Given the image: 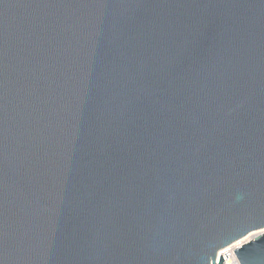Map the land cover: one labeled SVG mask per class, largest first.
Segmentation results:
<instances>
[{"label": "water", "instance_id": "obj_1", "mask_svg": "<svg viewBox=\"0 0 264 264\" xmlns=\"http://www.w3.org/2000/svg\"><path fill=\"white\" fill-rule=\"evenodd\" d=\"M261 229L264 0H0V264H222Z\"/></svg>", "mask_w": 264, "mask_h": 264}, {"label": "built area", "instance_id": "obj_2", "mask_svg": "<svg viewBox=\"0 0 264 264\" xmlns=\"http://www.w3.org/2000/svg\"><path fill=\"white\" fill-rule=\"evenodd\" d=\"M250 233H255L256 235H250ZM248 233V235H246L245 237H247V241H245V237L238 239L237 241H234V243H232L231 245L220 249L219 252H217L216 254V262H218L219 259V255H223L224 253H226L225 255L228 257L227 259H225L223 261L222 264H239V261L236 257V255H234L233 251L234 249L238 248V247H234L238 241H245L243 243L240 244V246L249 243V241H251L252 239H254L255 237L259 236L260 231H254V232H250ZM239 246V247H240Z\"/></svg>", "mask_w": 264, "mask_h": 264}, {"label": "snow or ice", "instance_id": "obj_3", "mask_svg": "<svg viewBox=\"0 0 264 264\" xmlns=\"http://www.w3.org/2000/svg\"><path fill=\"white\" fill-rule=\"evenodd\" d=\"M260 235H264V229L260 230ZM250 235H256L255 233H250ZM247 237H245V241H247ZM245 241H238L237 244L234 247H239L241 243L245 242Z\"/></svg>", "mask_w": 264, "mask_h": 264}]
</instances>
